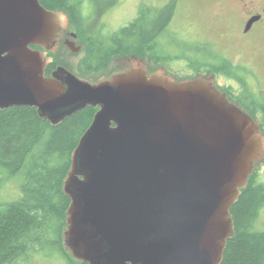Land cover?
<instances>
[{
	"label": "water",
	"instance_id": "1",
	"mask_svg": "<svg viewBox=\"0 0 264 264\" xmlns=\"http://www.w3.org/2000/svg\"><path fill=\"white\" fill-rule=\"evenodd\" d=\"M66 24L40 0H0V110L58 125L98 108L64 180L66 248L84 264H221L261 125L212 77L176 81L139 60L97 82L62 65L47 75Z\"/></svg>",
	"mask_w": 264,
	"mask_h": 264
},
{
	"label": "trees",
	"instance_id": "2",
	"mask_svg": "<svg viewBox=\"0 0 264 264\" xmlns=\"http://www.w3.org/2000/svg\"><path fill=\"white\" fill-rule=\"evenodd\" d=\"M40 2L46 9L69 12L76 20L72 27L78 29L86 47L80 71L96 82L109 77L112 73L107 57L110 50L100 40L87 42L84 39L83 0ZM175 5L173 1L161 8H175ZM147 30V23L140 19L135 21V53L145 48L142 37ZM113 46L118 49L120 45ZM49 56L53 61L47 75L62 64L56 53L50 52ZM235 75L245 83L243 75ZM240 104L251 114H264V101L255 102L253 106L241 100ZM97 110L89 106L58 125L41 118L35 107L13 106L0 110V187L9 177L24 175L21 197L0 203V264H19L20 260L48 248L60 249L75 264H84L74 259L64 244L71 199L63 186L70 171L72 153ZM261 128L264 130V123ZM263 206L264 183L252 173L247 187L231 208L235 234L227 242L221 264H264V231L253 230Z\"/></svg>",
	"mask_w": 264,
	"mask_h": 264
},
{
	"label": "flooded vegetation",
	"instance_id": "3",
	"mask_svg": "<svg viewBox=\"0 0 264 264\" xmlns=\"http://www.w3.org/2000/svg\"><path fill=\"white\" fill-rule=\"evenodd\" d=\"M174 1L176 2L175 8H138L136 15L135 8H130L129 13L127 8H99L96 17L97 23L94 25L91 23V19L95 8H92L90 12L82 8V18L85 17L84 28L86 30L84 39L87 42L100 40L105 48L110 50L107 55L109 63L111 65L115 61L117 68L114 67L116 70H113L109 77L132 68L135 66L136 60L145 64L149 74L163 71L176 81L195 79L200 76L212 77L215 86L227 95L229 101L238 104L255 120L258 118L260 122H257L263 125L264 114L260 112L251 114L247 108L240 104L241 100L253 106L255 102L264 101V91H261L263 94L257 93L247 87L241 79L235 77V73L243 75L240 69L245 70L248 67L237 66L228 58L226 52L217 47L213 39L192 42L185 40L183 36H187V34L182 32L184 22L181 23L182 19L177 20L184 17V8H177L179 0ZM240 2V18H238L237 34L235 35L239 37L238 40L242 44H246L256 40L264 33V5L254 4L252 0L248 2L240 0ZM62 13L67 24L57 39V48L62 44L70 46L71 43H74L79 48L76 52L86 54L85 42L82 40L80 32L72 27V24L77 23L76 20L69 12L62 11ZM138 19L147 23L149 30L142 37L146 42L145 48L143 47L140 53L136 54L135 21ZM176 38L179 41L174 42L177 40ZM170 43L175 46H170ZM114 44H119V48L115 49ZM250 72L252 73L251 69ZM219 76L233 79L237 82V88L233 85L221 86L216 82V78Z\"/></svg>",
	"mask_w": 264,
	"mask_h": 264
},
{
	"label": "rangeland",
	"instance_id": "4",
	"mask_svg": "<svg viewBox=\"0 0 264 264\" xmlns=\"http://www.w3.org/2000/svg\"><path fill=\"white\" fill-rule=\"evenodd\" d=\"M174 0H118L114 4L113 0H83V8L90 12L95 8L91 23H97L96 17L99 13V8H135V15L138 8L152 6L161 8ZM247 2L250 0H246ZM254 4L264 5V0H252ZM240 0H179L177 8H184L181 23L184 22L182 29L183 36L188 42L200 41L203 39H213L220 50L227 53L237 66H247L245 70L240 69L244 75L241 76L247 87L253 89L257 93L264 91V33L256 40L249 43L240 42L237 34L238 18H240ZM178 25V22H177ZM177 39V38H176ZM179 41L178 39L174 42ZM79 44V43H78ZM170 46H175L170 43ZM188 45H191L188 43ZM185 50V48H183ZM53 52V51H52ZM53 53H56L58 59L62 62V66L71 70L82 79L96 82L89 79L82 71H80V62L83 57V52H74L69 45L62 44L56 48ZM137 51L136 54H139ZM117 61V60H116ZM121 61V60H118ZM111 64L112 71L116 70L117 63ZM115 67V68H114ZM252 73L250 72V69ZM244 69V68H243ZM176 71L175 69H173ZM249 71V72H248ZM101 80V79H100ZM99 81V80H98ZM221 86L233 85L237 88V82L225 76L216 78ZM263 94V93H261ZM256 121L260 122L258 118ZM264 133V130H263ZM6 173V172H5ZM253 175L257 176L258 180L264 183V155L255 163ZM24 175L9 177L0 187V203L11 202L18 200L22 195V184ZM254 231H264V206L259 212L256 222L254 223ZM19 264H75L63 251L60 249H51L32 254L27 260L19 261Z\"/></svg>",
	"mask_w": 264,
	"mask_h": 264
}]
</instances>
